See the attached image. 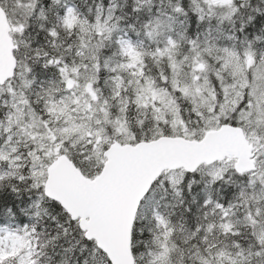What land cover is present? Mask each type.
I'll list each match as a JSON object with an SVG mask.
<instances>
[{
    "label": "snow or ice",
    "instance_id": "6c2138e0",
    "mask_svg": "<svg viewBox=\"0 0 264 264\" xmlns=\"http://www.w3.org/2000/svg\"><path fill=\"white\" fill-rule=\"evenodd\" d=\"M0 264H264V0H0Z\"/></svg>",
    "mask_w": 264,
    "mask_h": 264
}]
</instances>
